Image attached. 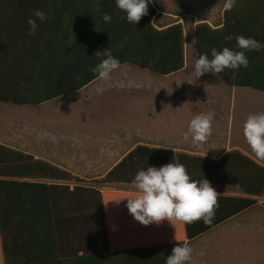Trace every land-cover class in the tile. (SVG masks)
Here are the masks:
<instances>
[{
  "label": "crops",
  "instance_id": "obj_1",
  "mask_svg": "<svg viewBox=\"0 0 264 264\" xmlns=\"http://www.w3.org/2000/svg\"><path fill=\"white\" fill-rule=\"evenodd\" d=\"M102 1L0 0V85L24 82L40 87L42 92L61 93L38 104L0 101V105L10 107L7 127L0 121V143L68 174L64 178L52 171V177L0 178L66 185L69 190L93 187L105 192L103 202L107 204L101 208L82 205L80 197L71 203L65 200L66 192L55 189L52 197L62 201L41 208L40 227L29 226L27 216L16 221L10 264H166L171 253L165 254L164 244L180 227L179 222L164 220L159 225L144 226L129 214L127 200H121L137 194L132 182H97L137 147L141 167L147 168L178 163V158L188 162V157L218 161L231 151L264 168V161L254 157L243 135L247 117L264 112V92L228 84L211 72L196 79L198 56L193 44V27L205 22L212 28L226 26L227 36L243 35L264 45V0H235V7L226 13V0H198L192 11L173 22L180 23L183 30L184 65L180 70L161 75L123 63L108 81L97 79L90 71L103 59L95 56L102 49L71 48L90 36L98 21H104L105 13L112 16ZM35 10L43 11L47 19L36 18ZM29 17L37 24L33 35L28 34ZM193 19L191 46H187L183 20ZM173 23L153 26L160 29ZM236 43L233 39L225 45L238 51ZM246 56L249 67L241 66L235 70L237 75L263 84L264 48L246 52ZM98 89L103 91L98 94ZM207 112L215 113L208 141L197 147L189 136L185 142L183 135L191 119ZM5 128L8 130L3 131ZM210 184L218 195L247 196L229 183ZM253 198L256 203L250 208L184 242L193 249L191 264H211L207 238L222 229L238 232L230 236L233 243L227 242L229 254L219 253L213 264L224 263L219 256L235 257L236 243L243 241L248 243L251 262L264 264V190ZM18 212L27 215L30 208ZM104 221L107 236L98 232ZM0 264H6L1 236Z\"/></svg>",
  "mask_w": 264,
  "mask_h": 264
},
{
  "label": "trees",
  "instance_id": "obj_2",
  "mask_svg": "<svg viewBox=\"0 0 264 264\" xmlns=\"http://www.w3.org/2000/svg\"><path fill=\"white\" fill-rule=\"evenodd\" d=\"M102 2L107 11H112L111 22L101 23L99 20L98 26L90 30V36L80 39V43L71 47L72 50L86 51L95 48L105 50L110 47L113 57L117 58L120 64L130 63L161 75L176 72L183 67V30L180 23H173L166 28H155L152 21L156 11L149 2L147 15L143 16L137 24H129L126 13L118 10L115 0ZM225 29L224 25L220 28H212L205 22H199L193 27V44L198 58L202 54H207L211 59V49L222 51L226 47ZM232 71L225 69L220 75L228 84L249 86L264 92V83H250L245 80L246 77L242 78L241 74L232 79ZM244 75L247 76L248 73ZM91 79L92 77L86 82ZM84 84L73 87L71 90L81 88ZM36 87L32 84L28 86L24 82L16 85H0V101L38 104L61 94L51 90L42 92L40 87ZM140 159V148L137 147L97 182H132L140 170H147L146 166L141 167ZM187 161L181 162L178 158V163L185 166L192 180L207 179L209 182L229 183L238 186L243 194L250 197L218 195L219 206L212 223L205 224L203 220L191 224L179 222L180 227L172 231L175 234L167 237L169 242L164 244L165 254L171 253L176 244L182 246L185 241L196 238L217 224L250 208L256 203L253 197L261 196L264 190V168L237 151L228 152L218 161L199 157H188ZM52 171H57L64 178L68 177L67 173L59 171L48 163L33 160L31 155L0 143V177H52ZM55 189L66 192L65 200L68 202L72 203L73 199L80 197L82 205L103 207L105 192L93 187L74 186L69 190L66 185H47L40 182L0 178V236L6 264H10V249L17 229L16 221L20 220V217L27 216L30 221L29 226L40 227L42 225L41 208L52 207L62 201L57 196L52 197ZM27 207L30 208V212H26L27 215L22 214L25 212H18V209L25 211ZM98 230L99 233L107 234L105 221Z\"/></svg>",
  "mask_w": 264,
  "mask_h": 264
},
{
  "label": "clouds",
  "instance_id": "obj_3",
  "mask_svg": "<svg viewBox=\"0 0 264 264\" xmlns=\"http://www.w3.org/2000/svg\"><path fill=\"white\" fill-rule=\"evenodd\" d=\"M150 0H115L119 11L126 13L129 24H137L141 18L148 13ZM235 7V0H226L224 11H231ZM33 15L41 21L47 19L41 10H35ZM105 23H110L112 16L109 13L103 15ZM123 18V17H122ZM29 35L35 34L36 21L28 18ZM110 39V35H109ZM225 41L236 40L238 51L224 47L222 51L211 49V59L207 54H202L195 62L194 75L196 79L207 72L218 77L225 69L233 70L232 79L236 78L241 66L249 67V60L246 52L261 51L264 45L257 40L243 35L225 36ZM110 48V47H109ZM105 49L97 51L95 56L102 58L96 67L90 71L97 74V79L108 81L110 74L120 67V61L113 57L111 51ZM192 84V81H187ZM98 89L97 92H102ZM214 112L201 113L191 119L187 131L183 135L185 142L201 146L206 143L212 135V122ZM243 135L251 152L258 161H264V112L250 114L244 125ZM206 155V154H205ZM136 189V195L123 198L126 199V207L129 214L140 224L149 226L153 223L159 225L162 221L173 220L185 224H191L203 220L205 224H211L218 208V192L211 186L207 179L202 181L192 180L183 164L168 163L157 169L150 166L146 171L140 170L132 181ZM121 200L116 201L119 203ZM105 204V203H104ZM107 205V204H105ZM203 255V252L200 253ZM193 249L188 245L173 247L171 254L166 258V264H191Z\"/></svg>",
  "mask_w": 264,
  "mask_h": 264
},
{
  "label": "rangeland",
  "instance_id": "obj_4",
  "mask_svg": "<svg viewBox=\"0 0 264 264\" xmlns=\"http://www.w3.org/2000/svg\"><path fill=\"white\" fill-rule=\"evenodd\" d=\"M198 0H150V4L155 9V16L153 18L152 23L156 26L158 25H167L170 23H173L177 20H179L181 17H183V13H187L192 11V9L195 8L197 5ZM197 18H200L197 14H194ZM187 19V18H186ZM194 19L192 21L183 20V24L185 27V34H186V45L191 46V26L194 23ZM9 105H0V121L2 125L5 124V127H7L9 122ZM8 130L7 128L3 129V131ZM2 131V132H3ZM228 192V191H225ZM238 231H234L233 229L230 230H218L214 234H211L208 236V250H207V256L209 257L208 262L213 264L214 260L213 258L215 256H218L219 253L224 251V253L229 254L227 251L229 247L227 246V242L230 240V242L234 241L233 238H230V236L234 235ZM237 236V234L235 235ZM238 237L236 238V240ZM229 242V243H230ZM233 243V242H232ZM230 243V244H232ZM248 243L243 241L239 245L238 242L236 243V256L235 257H229L224 258L223 256H219L218 259L223 260L224 263L222 264H258L256 262H251L250 255L247 253L248 251ZM240 249L238 252L237 249ZM218 250V251H217ZM218 253V254H217ZM225 256V255H224ZM231 256V255H230ZM222 257V258H221Z\"/></svg>",
  "mask_w": 264,
  "mask_h": 264
}]
</instances>
